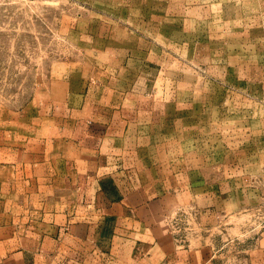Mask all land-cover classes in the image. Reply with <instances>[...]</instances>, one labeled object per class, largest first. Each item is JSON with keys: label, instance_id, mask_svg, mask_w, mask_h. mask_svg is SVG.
<instances>
[{"label": "rangeland", "instance_id": "374dc122", "mask_svg": "<svg viewBox=\"0 0 264 264\" xmlns=\"http://www.w3.org/2000/svg\"><path fill=\"white\" fill-rule=\"evenodd\" d=\"M124 169L169 256L264 264V0H0V256Z\"/></svg>", "mask_w": 264, "mask_h": 264}, {"label": "crops", "instance_id": "0c3cea01", "mask_svg": "<svg viewBox=\"0 0 264 264\" xmlns=\"http://www.w3.org/2000/svg\"><path fill=\"white\" fill-rule=\"evenodd\" d=\"M113 172L87 179L84 204L52 214L39 237L2 254L0 264H190L180 254L168 255L161 222L154 226L150 217L139 218L138 209L147 213L154 202L133 171Z\"/></svg>", "mask_w": 264, "mask_h": 264}]
</instances>
